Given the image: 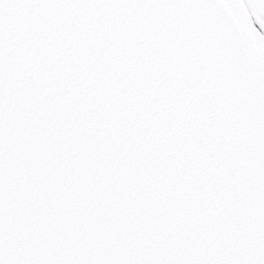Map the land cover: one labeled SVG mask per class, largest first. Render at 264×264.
Wrapping results in <instances>:
<instances>
[{
  "label": "snow or ice",
  "instance_id": "1",
  "mask_svg": "<svg viewBox=\"0 0 264 264\" xmlns=\"http://www.w3.org/2000/svg\"><path fill=\"white\" fill-rule=\"evenodd\" d=\"M0 264H264V0H0Z\"/></svg>",
  "mask_w": 264,
  "mask_h": 264
}]
</instances>
